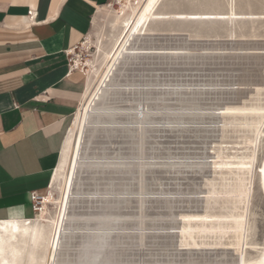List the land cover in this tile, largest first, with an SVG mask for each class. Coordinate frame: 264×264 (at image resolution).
Masks as SVG:
<instances>
[{
	"label": "rangeland",
	"instance_id": "1",
	"mask_svg": "<svg viewBox=\"0 0 264 264\" xmlns=\"http://www.w3.org/2000/svg\"><path fill=\"white\" fill-rule=\"evenodd\" d=\"M94 22L43 237L15 264L101 229L132 264H264V0H110Z\"/></svg>",
	"mask_w": 264,
	"mask_h": 264
},
{
	"label": "crops",
	"instance_id": "2",
	"mask_svg": "<svg viewBox=\"0 0 264 264\" xmlns=\"http://www.w3.org/2000/svg\"><path fill=\"white\" fill-rule=\"evenodd\" d=\"M109 1L0 0V221L32 219L49 186L89 87L70 54Z\"/></svg>",
	"mask_w": 264,
	"mask_h": 264
},
{
	"label": "bare ground",
	"instance_id": "3",
	"mask_svg": "<svg viewBox=\"0 0 264 264\" xmlns=\"http://www.w3.org/2000/svg\"><path fill=\"white\" fill-rule=\"evenodd\" d=\"M132 22L130 21V18H127V20L124 22V27H131ZM69 135L70 131L67 135L61 153L60 162L54 171V178L60 172L65 163V158L70 140ZM43 195L44 194L41 195V201L37 204L38 208L36 209L37 211L34 214L35 216L39 214L40 208L42 207L44 199ZM43 215L44 214L41 215L40 220H36V218L26 220L0 221V264H15V260L19 251H21L28 245L31 246L38 243V241L42 239L43 231L41 228L46 221V216ZM109 232L110 229H101L98 234L94 236L90 244L83 245L77 249L75 248L76 250H72L70 247L68 248L67 246L65 247V245H68V242L65 243V240H63L62 238L64 244H62L61 240H58L57 243L55 242L56 244L54 243L56 247H53L54 249L52 250L53 252H51L52 254L50 253L51 258L49 259V261L47 260V252L49 250L43 251V254L41 256V264H44V262H47L46 264H117L118 254L116 255L117 252L115 251V249L120 245L117 240L112 241L111 244L108 243V238L110 234ZM121 245H123V243ZM68 246H70V244ZM73 253L76 254L74 255Z\"/></svg>",
	"mask_w": 264,
	"mask_h": 264
},
{
	"label": "water",
	"instance_id": "4",
	"mask_svg": "<svg viewBox=\"0 0 264 264\" xmlns=\"http://www.w3.org/2000/svg\"><path fill=\"white\" fill-rule=\"evenodd\" d=\"M135 250H140V247H139V245H138V248L137 249H135ZM115 251L117 252L116 253V255L118 254V263L117 264H132V263H135L136 262V260H130V257L131 256H137L136 254H140V257H141V255H143V253H139L138 251H134V249H132V248H124L123 246H120V247H118V248H116L115 249ZM146 255H147V257H148V255H153V254H149V253H146ZM146 257V256H145ZM146 257V259L143 261L142 260V258L141 259H139L138 261V263H147V259H149V258H147ZM155 259V258H154ZM153 259V260H154ZM151 260V259H150ZM152 261V260H151ZM169 263V262H171V261H168V262H163V261H160V260H157V261H155V262H153V263Z\"/></svg>",
	"mask_w": 264,
	"mask_h": 264
},
{
	"label": "built area",
	"instance_id": "5",
	"mask_svg": "<svg viewBox=\"0 0 264 264\" xmlns=\"http://www.w3.org/2000/svg\"><path fill=\"white\" fill-rule=\"evenodd\" d=\"M29 18V21L31 22V21H33V20H35V18H36V14H29V16H28ZM75 63H72V66H76V65H74ZM40 197L41 196H39V195H37L36 193H32V195H31V201H32V208H33V212H34V214L36 213V209L38 208L37 207V204L41 201V199H40Z\"/></svg>",
	"mask_w": 264,
	"mask_h": 264
}]
</instances>
